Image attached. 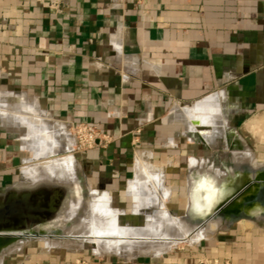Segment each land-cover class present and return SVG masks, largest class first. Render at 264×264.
I'll return each mask as SVG.
<instances>
[{
  "label": "crops",
  "instance_id": "1",
  "mask_svg": "<svg viewBox=\"0 0 264 264\" xmlns=\"http://www.w3.org/2000/svg\"><path fill=\"white\" fill-rule=\"evenodd\" d=\"M79 123L112 141L77 152ZM232 178L253 188L237 216L196 225L208 237L111 264H264V0H0V194L57 193L62 213L80 200L74 225L106 192L121 223L143 226ZM40 238L3 264H69L85 248Z\"/></svg>",
  "mask_w": 264,
  "mask_h": 264
},
{
  "label": "bare ground",
  "instance_id": "2",
  "mask_svg": "<svg viewBox=\"0 0 264 264\" xmlns=\"http://www.w3.org/2000/svg\"><path fill=\"white\" fill-rule=\"evenodd\" d=\"M137 160L139 163L137 179L140 180L144 174H148L151 177L152 174L146 169L147 164L142 158V155H139ZM154 173H156L154 177H157V179L160 177L159 179H161L158 172ZM138 183L140 184V182ZM166 189L164 198L168 200L170 197V189ZM91 194V199L88 201L87 206L83 208L85 215L69 231L74 238L49 239L48 237H43L47 247L50 249H59L61 247L66 249H81L86 244L91 243L93 245V251L96 254H113L131 258L139 254L159 256L182 240L196 243L201 238L208 237L205 235L204 227L198 228L196 225L189 223L184 217L171 215L166 207L162 213L163 217H160L159 220L154 218L155 220L148 225H124L120 222L121 211L112 206V199L109 194L98 191H94ZM142 197V194L139 193L135 198H138L139 202L142 203ZM81 203L80 200L78 202L73 201L72 207H68L63 213L61 212L62 214L58 218L59 225H65L69 221H75L78 210L83 206H81ZM55 226L56 224L53 227ZM27 242L28 240L21 241L20 244L24 245ZM21 245L10 248L7 252H12L14 249L20 248ZM2 259L3 257L1 256L0 264H2Z\"/></svg>",
  "mask_w": 264,
  "mask_h": 264
},
{
  "label": "water",
  "instance_id": "3",
  "mask_svg": "<svg viewBox=\"0 0 264 264\" xmlns=\"http://www.w3.org/2000/svg\"><path fill=\"white\" fill-rule=\"evenodd\" d=\"M200 186L203 187V191L199 193V196H202L201 201L204 205H199L196 200V205L188 206L186 215L183 216L187 220L198 221L193 224L197 226H203L208 220L225 213L231 212L237 216L238 202L251 191L253 182L252 180L246 182L245 178H232L229 182L222 184L204 181ZM263 186L262 181L259 183V188L261 189ZM199 196L195 195L196 198ZM64 202L65 197L60 199L57 193L52 195H39L29 191L1 193L0 257L4 258L17 251L19 248L7 252L10 248L21 245V241L29 240L32 237H55L52 233L56 232V229H61L63 232L70 229L72 223L69 222L65 225L58 223ZM54 224L57 227H53ZM59 237L71 238L72 236L64 234Z\"/></svg>",
  "mask_w": 264,
  "mask_h": 264
},
{
  "label": "rangeland",
  "instance_id": "4",
  "mask_svg": "<svg viewBox=\"0 0 264 264\" xmlns=\"http://www.w3.org/2000/svg\"><path fill=\"white\" fill-rule=\"evenodd\" d=\"M184 214V211L182 212L181 215ZM85 215V214H84ZM186 215V214H185ZM77 217H78V213H77ZM83 217V216H82ZM81 219V217H80ZM76 221V220H75ZM75 221H72V222H75ZM77 223V222H76ZM74 223V225L76 224ZM194 223H198V221H194L192 224ZM150 224V223H149ZM74 225L71 224L70 228H72ZM124 225H130V224H124ZM146 225V224H145ZM140 226V225H138ZM57 227V226H56ZM60 228V227H58ZM57 231L52 233L54 234V236H61V235H64V234H67L69 229L66 230V232H63L61 229L58 230L56 229ZM69 234V233H68ZM49 239H62V237L58 238H49ZM184 241V242H183ZM34 243V246H37L39 248H41V250L43 249V245L45 244V239L44 238H40L38 240H34L33 241ZM185 243H190V244H194V243H191V242H185V240H182L181 242H179L178 244H176L177 246H180L182 244H185ZM46 245V244H45ZM174 245V246H176ZM85 248L81 251V252H78L76 253V255L73 257V261L70 262V264H77V261L80 260V264H83V262H87L89 264H96V263H106V264H111V262H118V261H124V258L122 256H118V255H113V254H107V255H100V254H96L94 251H93V245L92 244H87L86 246H84ZM66 249V248H65ZM48 250V249H47ZM46 249H43V251H47ZM52 250H57V249H52ZM63 252L64 251H67V250H62ZM23 252V251H22ZM20 252V254L22 253ZM19 255V253H12L11 255H8V256H5L3 259H2V264L3 262H8L10 261L11 259H13L14 257H17ZM25 254H23L22 256H24Z\"/></svg>",
  "mask_w": 264,
  "mask_h": 264
},
{
  "label": "built area",
  "instance_id": "5",
  "mask_svg": "<svg viewBox=\"0 0 264 264\" xmlns=\"http://www.w3.org/2000/svg\"><path fill=\"white\" fill-rule=\"evenodd\" d=\"M74 134L77 139L76 151L80 153H85L97 146L106 147L112 141L111 136L102 132L97 126L87 123L76 124L74 126ZM77 264H80V260L77 261ZM83 264L89 263L83 262Z\"/></svg>",
  "mask_w": 264,
  "mask_h": 264
}]
</instances>
